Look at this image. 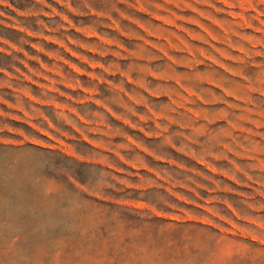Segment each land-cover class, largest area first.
I'll return each instance as SVG.
<instances>
[{
  "label": "rangeland",
  "instance_id": "374dc122",
  "mask_svg": "<svg viewBox=\"0 0 264 264\" xmlns=\"http://www.w3.org/2000/svg\"><path fill=\"white\" fill-rule=\"evenodd\" d=\"M0 264H264V0H0Z\"/></svg>",
  "mask_w": 264,
  "mask_h": 264
}]
</instances>
